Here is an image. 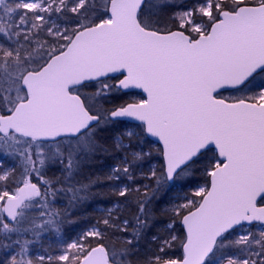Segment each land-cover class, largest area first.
<instances>
[{
  "label": "snow or ice",
  "instance_id": "snow-or-ice-1",
  "mask_svg": "<svg viewBox=\"0 0 264 264\" xmlns=\"http://www.w3.org/2000/svg\"><path fill=\"white\" fill-rule=\"evenodd\" d=\"M0 264H264V0H0Z\"/></svg>",
  "mask_w": 264,
  "mask_h": 264
},
{
  "label": "trees",
  "instance_id": "trees-1",
  "mask_svg": "<svg viewBox=\"0 0 264 264\" xmlns=\"http://www.w3.org/2000/svg\"><path fill=\"white\" fill-rule=\"evenodd\" d=\"M133 93H135V92L133 91ZM72 231H73V229L70 228V229H69V232H72Z\"/></svg>",
  "mask_w": 264,
  "mask_h": 264
},
{
  "label": "water",
  "instance_id": "water-1",
  "mask_svg": "<svg viewBox=\"0 0 264 264\" xmlns=\"http://www.w3.org/2000/svg\"><path fill=\"white\" fill-rule=\"evenodd\" d=\"M133 91H136L137 92L138 90H133Z\"/></svg>",
  "mask_w": 264,
  "mask_h": 264
},
{
  "label": "rangeland",
  "instance_id": "rangeland-1",
  "mask_svg": "<svg viewBox=\"0 0 264 264\" xmlns=\"http://www.w3.org/2000/svg\"><path fill=\"white\" fill-rule=\"evenodd\" d=\"M227 94V93H226Z\"/></svg>",
  "mask_w": 264,
  "mask_h": 264
}]
</instances>
